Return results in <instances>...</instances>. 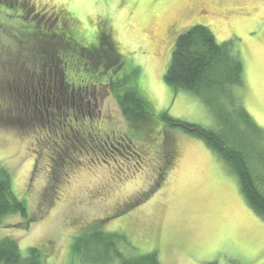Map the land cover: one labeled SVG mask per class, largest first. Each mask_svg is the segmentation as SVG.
Returning a JSON list of instances; mask_svg holds the SVG:
<instances>
[{"label":"rangeland","instance_id":"1","mask_svg":"<svg viewBox=\"0 0 264 264\" xmlns=\"http://www.w3.org/2000/svg\"><path fill=\"white\" fill-rule=\"evenodd\" d=\"M21 1L32 13L51 15L49 20L57 15L61 26L65 18L73 36L94 47L107 51L105 42L111 41L114 55L108 65L123 67L118 76L127 73L129 79L138 68L135 79L157 105L155 121L173 140L160 141L159 134L153 141L142 140L143 131L129 126L110 91L103 115L130 137L134 155L122 152L97 160L77 142L81 151L75 149L70 164L56 162L35 128L21 127L16 115H9L8 98L0 90V166L11 173L15 193L29 213L4 217L0 238L16 239L23 254L38 248L45 264H69L76 239L100 223L126 235L136 253L157 251L161 264H264V219L247 204L237 175L202 138L158 119L167 112L184 122L214 125L201 100L164 80L177 37L201 24L219 43L233 40L239 49L245 107L264 129V0ZM34 43L27 40V54ZM18 45L12 44V61ZM3 52L0 46L2 86L15 68ZM94 60L100 63L98 55ZM154 188L130 207L139 194Z\"/></svg>","mask_w":264,"mask_h":264},{"label":"trees","instance_id":"2","mask_svg":"<svg viewBox=\"0 0 264 264\" xmlns=\"http://www.w3.org/2000/svg\"><path fill=\"white\" fill-rule=\"evenodd\" d=\"M40 15L49 14L44 12ZM56 17L57 15L55 19ZM105 45L108 48L107 58L110 59L114 55L111 41L105 42ZM100 50L101 48H93L91 65H99L94 59L96 55H100ZM79 61L84 64L86 59ZM75 63L78 67V63ZM89 69L92 78L101 76L102 80H106L103 77L106 75L100 73L101 68H98L99 72L92 67ZM244 72L241 53L233 40L219 43L209 27L201 24L191 26L177 37L164 80L175 90L187 92L201 100L214 117V125L204 127L184 122L167 112L162 113L158 119L202 138L237 175L247 204L264 219V129L255 122L245 107L242 97L245 88ZM137 75L138 68L133 70L131 79L127 73L122 74L112 87L129 126H139L143 131L141 138L145 141H153L158 134L160 141L166 137L173 140V134H169L155 121L157 105L143 90L140 81L135 79ZM150 121L151 126L143 129V123ZM52 159H56V162L66 160V164L71 161L70 158L63 159L61 156H53ZM160 176H163V172H160ZM155 188L139 194L130 207L152 194ZM17 214L27 217V204L15 193L9 170L0 166V222L4 217ZM91 226V230L76 239L74 257L69 264H161L157 251L136 253V248L123 233L107 231L100 223ZM0 264L45 262L38 248H30L27 254H23L16 239L1 237Z\"/></svg>","mask_w":264,"mask_h":264},{"label":"flooded vegetation","instance_id":"3","mask_svg":"<svg viewBox=\"0 0 264 264\" xmlns=\"http://www.w3.org/2000/svg\"><path fill=\"white\" fill-rule=\"evenodd\" d=\"M0 4L4 8L0 9L2 55L15 64L9 70L10 79L0 85L8 98L9 115H16L21 127L35 128L40 141L49 144L51 158L72 159L75 149L81 151L77 142L86 145L87 153H93L97 160L122 152L133 156L130 137L115 130L102 109L107 94L113 92L115 80L122 77L118 72L123 67L108 65V51L103 46L93 47L73 36L68 21L61 26L56 20H49V16L32 13L21 0H0ZM56 26L60 31L55 30ZM29 38L36 45L27 54L24 45ZM16 42L18 55L12 61V44ZM93 48H101L98 68L106 75H102L105 81L101 76L90 75ZM81 58L86 59L84 64L79 61Z\"/></svg>","mask_w":264,"mask_h":264}]
</instances>
